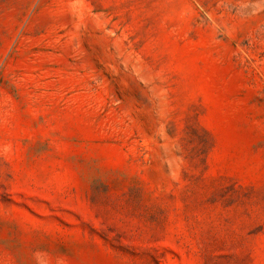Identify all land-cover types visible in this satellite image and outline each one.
Masks as SVG:
<instances>
[{
    "label": "rangeland",
    "instance_id": "rangeland-1",
    "mask_svg": "<svg viewBox=\"0 0 264 264\" xmlns=\"http://www.w3.org/2000/svg\"><path fill=\"white\" fill-rule=\"evenodd\" d=\"M0 264H264V0H0Z\"/></svg>",
    "mask_w": 264,
    "mask_h": 264
}]
</instances>
